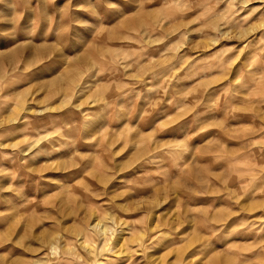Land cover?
<instances>
[{
  "label": "rangeland",
  "instance_id": "1",
  "mask_svg": "<svg viewBox=\"0 0 264 264\" xmlns=\"http://www.w3.org/2000/svg\"><path fill=\"white\" fill-rule=\"evenodd\" d=\"M0 264H264V0H0Z\"/></svg>",
  "mask_w": 264,
  "mask_h": 264
},
{
  "label": "bare ground",
  "instance_id": "2",
  "mask_svg": "<svg viewBox=\"0 0 264 264\" xmlns=\"http://www.w3.org/2000/svg\"><path fill=\"white\" fill-rule=\"evenodd\" d=\"M97 227H98V225H95V226H94V228H97ZM99 229H100V228H99ZM106 230H107V229H106ZM106 232H107V231H106ZM98 233L101 235L100 237H102V235L104 236V235H105V234H104V233H105V229H104V228H103V229L101 228V230H99Z\"/></svg>",
  "mask_w": 264,
  "mask_h": 264
}]
</instances>
